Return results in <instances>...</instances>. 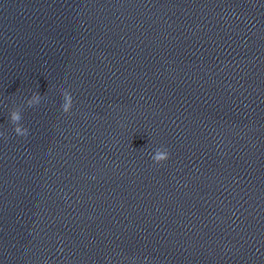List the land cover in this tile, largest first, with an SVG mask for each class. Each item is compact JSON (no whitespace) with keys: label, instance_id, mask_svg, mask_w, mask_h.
I'll use <instances>...</instances> for the list:
<instances>
[{"label":"clouds","instance_id":"1","mask_svg":"<svg viewBox=\"0 0 264 264\" xmlns=\"http://www.w3.org/2000/svg\"><path fill=\"white\" fill-rule=\"evenodd\" d=\"M62 103L60 108L64 114H70L73 109V96L71 92L65 88L60 89ZM42 100V95L39 92H34L30 98L26 99V106L28 108H32L40 104ZM23 108L22 107H14L9 112V122L13 125V132L16 136L27 138L30 134V130L22 124L23 120ZM0 138H3L7 141L8 137L5 132L0 131ZM170 158V152L167 148L159 147L154 150V153L151 154V159L154 164L162 165L165 161Z\"/></svg>","mask_w":264,"mask_h":264}]
</instances>
